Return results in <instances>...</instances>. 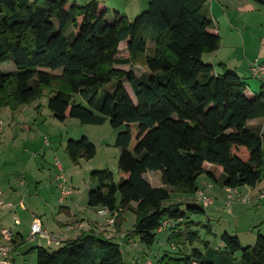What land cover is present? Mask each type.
Here are the masks:
<instances>
[{"label":"trees","instance_id":"trees-1","mask_svg":"<svg viewBox=\"0 0 264 264\" xmlns=\"http://www.w3.org/2000/svg\"><path fill=\"white\" fill-rule=\"evenodd\" d=\"M207 2L150 0L133 20L116 11L108 22L109 9L100 0H0V110L15 111L48 91V108L59 121L71 116L102 125L109 119L114 129L124 127L116 137L121 180L115 183L110 170L94 171L91 179L98 187L89 191L88 204L120 209L117 227L136 204L126 240L138 239L147 248L164 220L181 219L168 238L177 252L164 253L159 264H264L261 233L252 246L223 233L224 250L217 249L202 241L188 216L204 213V207L166 204L173 193L194 195L203 174L231 189L256 187L264 179V133L248 126L264 117V91L248 94L240 76L217 74L203 61L222 41ZM149 40L154 55L147 54ZM11 62L15 70L3 71L1 65ZM135 64L148 72L137 77ZM127 65L129 70L119 67ZM114 80L115 91L101 99V87ZM76 95L89 108L78 104ZM66 151L78 165L93 159L97 147L82 137L69 140ZM207 165L223 171L220 180ZM148 171L161 172L163 187L147 181ZM30 252L37 254V264H124L121 245L96 234L84 233L52 252L39 246Z\"/></svg>","mask_w":264,"mask_h":264},{"label":"crops","instance_id":"crops-1","mask_svg":"<svg viewBox=\"0 0 264 264\" xmlns=\"http://www.w3.org/2000/svg\"><path fill=\"white\" fill-rule=\"evenodd\" d=\"M77 3L81 4L80 1L75 0ZM92 1V0H85ZM150 0H109L106 2L108 9L111 7L114 8V11L121 12L127 15L131 20L134 19L137 15H139L142 10L148 7ZM208 5V16L212 19L218 26L219 33L221 36V46L220 48L213 53H207L203 55V61L205 63H209L214 66L217 74H223L226 71H231L240 76L247 84V93H260L264 91V78L259 79V81L253 78L251 73L252 61L255 59H259L260 61H264V3L258 0H211L207 2ZM132 14V15H131ZM125 45L124 43H122ZM148 49L150 42L148 41ZM125 47V46H124ZM3 65H1L2 68ZM121 69L129 70L131 66H119ZM15 70L14 68L11 70ZM134 73L136 72L134 68H132ZM136 74V73H135ZM137 76V75H136ZM139 77V76H137ZM127 91L126 82L123 81ZM129 93V92H128ZM130 94V93H129ZM131 95V94H130ZM33 107H30V104L21 105L17 108L16 111H11L10 115H4L1 110L0 112V148L3 147L4 139L9 138V140L14 144L15 147L19 149V134L20 130L23 131L22 136L26 135V137L33 139V143L36 142V137L30 135L32 129L28 125L27 119L34 116L37 117V113H39V109L33 103ZM8 109V108H6ZM43 116V115H42ZM89 131H92L93 134L97 133L98 128H90L91 126L96 125H87ZM248 126L255 131H260L262 134L264 133V117L259 119H254L248 122ZM90 140L92 138L88 136ZM100 138H105V136H101ZM47 141V142H46ZM93 141V140H92ZM24 142H28L25 138ZM94 142V141H93ZM32 143V144H33ZM48 144L49 141L46 138L44 144ZM264 144V140H263ZM20 159H16L18 162ZM59 161V160H58ZM82 161V160H81ZM61 164V163H60ZM28 166V165H27ZM27 166L24 169L28 168ZM62 166V164H61ZM63 168V166H62ZM58 169V168H57ZM59 172V169L57 170ZM64 171V168H63ZM206 171H211L217 180H220L222 177L223 171L217 167L212 165L206 166ZM13 178V176H10ZM205 178L202 185H199V189L205 188L208 185L212 186V191H208L212 196H218L220 191L227 192V196L229 195V189L227 187L219 186L213 179H210L207 174L201 175L199 178ZM126 178V176H125ZM145 178L147 181L154 187L159 188L163 187L161 180V172H152L148 171L145 174ZM199 181V179H198ZM20 183V184H19ZM18 184L10 183L7 187L3 188L0 186L2 191L3 199L6 203H10L13 205L12 208H4L0 210V233L1 230L5 227H14L15 232L19 236V243L15 245L14 250V264H27L28 260H31L32 264H37V254L30 252L32 249L36 247H44L49 251L56 250V247H62L64 242L68 240H74L80 237L82 234H96L98 236H102L105 232L109 233L112 239L120 245L129 244L130 241L126 240V235L130 232L133 227L127 228V222L129 220V213L125 214L122 218V222L120 223V227H117L116 224L112 226L106 225V219L108 216L98 214V209L100 207H91L88 204V195L82 196L79 194L75 188L69 184L70 187L73 188V194L71 197L62 199L61 194L59 198L55 196L46 197L43 192H45L46 186L41 183V185L37 186L36 191L40 190L39 198L43 197L44 200L41 202H37L34 200L32 208L34 212L31 213L30 216V224L28 225V239L30 233V227L32 224V214H39V219L42 222L43 228L50 233L55 239L60 241V245L48 244L45 240H30L33 242V245L25 248V250L21 251L25 246H22L26 242V238L19 227L23 226V221L18 217L17 211H27L26 206L22 200V197L19 196L18 187H24L25 183L20 181ZM261 182L257 184L256 187L243 186L236 189H231V191L236 192L239 196H250L254 198L258 195L259 192L264 190V186H260ZM40 184V183H39ZM216 185L219 187V190L216 188ZM3 189V190H2ZM193 195H180L173 193L171 196L170 204L175 203H183V209L187 207L188 203H191ZM120 199V198H119ZM227 199V197H226ZM178 200V201H176ZM226 202V200H225ZM38 203V204H37ZM253 203V202H252ZM239 205H247L251 203H237ZM197 205V204H195ZM255 205V204H254ZM199 206V205H198ZM256 206V205H255ZM136 204L132 205L134 209ZM210 207V206H209ZM246 206H239L233 210L232 214L234 217V222H238L244 214H249V211L246 210ZM132 209V211H133ZM205 209V208H204ZM257 209H259L257 207ZM36 210V211H35ZM121 211V210H120ZM134 212V211H133ZM17 217L20 220V225H13V218ZM211 220V219H209ZM119 221V220H118ZM136 222V215H133L132 225L134 226ZM81 223L82 226H75L72 230H67L66 227L68 224ZM209 228H211V224H207ZM224 228V227H221ZM213 230V229H212ZM211 230V231H212ZM239 230V229H238ZM237 229L234 230V235L237 236L242 243L241 234L250 233L251 242L249 245L243 246H252L255 244L258 233L243 231ZM230 234L229 232H226ZM158 234L162 235V244L168 245V238L171 234V230L167 232H160ZM231 235V234H230ZM221 236V235H220ZM135 240V239H134ZM132 240V241H134ZM2 242L0 235V243ZM34 242L37 244L34 245ZM222 249L224 250V244L221 241ZM145 247V246H144ZM143 247V248H144ZM172 251L177 252V249L171 247ZM52 249V250H51ZM146 249V252L143 254L151 253L149 248ZM167 253V252H164ZM163 252L155 254L158 261L162 258ZM139 254V252L137 253ZM151 257V256H150ZM147 257V258H150ZM140 258V257H139ZM241 258V257H240ZM239 258V259H240ZM151 259V258H150Z\"/></svg>","mask_w":264,"mask_h":264},{"label":"rangeland","instance_id":"rangeland-1","mask_svg":"<svg viewBox=\"0 0 264 264\" xmlns=\"http://www.w3.org/2000/svg\"><path fill=\"white\" fill-rule=\"evenodd\" d=\"M100 1L101 3L105 4L109 0ZM80 2L81 4H86L89 1L82 0ZM146 9L147 8H145V10ZM114 12V8L111 7L106 16V20L108 22H113ZM149 42L150 47L147 51V54L154 55L155 43L152 40H149ZM121 51H124L123 44L121 45ZM254 61L255 60H253L252 63ZM13 68L15 69V66L12 62L3 64L2 66V70L5 72H10ZM132 68L135 69V73L139 77L148 72L146 67L138 64L133 65ZM55 74H60V71H56ZM255 80L259 81L258 78H255ZM117 85L118 81L114 80L111 83L102 86L99 94L100 98L103 99L105 96L112 94L117 88ZM126 85L128 92L131 94L133 100H135L129 83L126 82ZM49 96L50 93L45 91L43 96L37 98L35 102L30 103V107H33L34 103L38 109L40 108V112L37 113L36 118H33L34 116H32L27 119V123L32 129L30 135L32 134V136L36 137V142L33 143V139L29 137L27 138L26 135L22 136L23 131L20 130L19 134H21V136H19L18 139L20 144L19 149L14 146L9 138L4 139L3 147L0 148V186L5 189L8 188L7 186L10 183H12L13 187V183L17 182L18 184L20 181L25 183L24 187L17 188L19 191V196L20 198L22 197L27 210L17 211L18 217H20V219L23 221V226L19 227V230L23 232L26 238V242L22 246L27 244V246L21 249V251L33 245V242L28 239V225L30 224V216L31 213L34 212L32 205L34 200H36L35 198H37V202L44 200L43 197L39 198L40 190L36 191L37 186L41 185V183L46 186L45 192H43L46 197H60V182L57 180V176L60 173L57 171L58 169L56 167L57 160H59L64 168L62 174L66 176L68 183L71 184L75 190L84 197L88 195L90 190L96 189L98 187V183L91 179V174L94 171L107 169L113 173L115 183H119L121 180V177L118 174V160L121 154V149L116 146V137L119 132L124 130V127L114 129L110 125L109 119H107L102 125H89L91 126L90 128L99 129L94 135L92 131L88 130V124H82L77 118L68 116L65 121H59L53 117V114L48 108ZM74 100L78 104H82L83 106L89 108L86 101L80 95H76ZM1 110H3L1 115H10L12 111L10 108H2ZM93 112L97 114V111L93 110ZM103 135L105 136L104 140L103 138H100ZM88 136L92 138L94 142L92 140L91 141L97 147L96 156L93 159L88 160L80 159L79 164L75 165L67 154V142L69 140H80L82 137L88 138ZM25 138L28 140V142H24ZM46 138L49 141L48 144H44ZM18 158L20 160L16 162L15 160ZM25 166L28 168L24 169ZM10 176H13L15 181ZM203 181H205V178H199V185H202ZM260 184V186H264V179ZM216 188L219 190L217 185ZM226 197L227 192L220 191V194L214 197V204L203 209L204 213L188 214L191 221L196 222L197 224H202V226L196 224L193 228L199 232V236L201 237L202 241H208L213 247L222 249L220 235L223 233L229 232L231 235H234V230L239 229L240 231L243 230L254 233L259 232L264 235V203L259 209H257L253 203L247 205L237 204L243 203L240 201L233 203L232 206H228L225 202ZM171 201L172 200L167 201L166 204L173 203ZM239 206H246L243 208H245V211L248 210L249 214H244L235 225L232 212ZM126 213H129L130 215L126 227H133L132 218L135 213L132 210H129ZM36 215L39 217L38 213ZM208 223L211 224V228L209 229L204 227V225H207ZM208 230H212L211 233H208ZM241 237L243 245H249L252 243L250 233H243L241 234ZM161 239L162 235L158 234L155 244L149 248L151 253L148 254H143L146 252V249L144 248L147 247H144L138 239L134 240L135 242H138L137 248H132L128 244L121 245L124 264H134V261H136L138 257H140V261L143 262L147 259V257L150 256L153 264H159L155 254L161 252L174 253L170 246L167 244H162L163 240L161 241ZM36 244L37 243L34 242V245ZM196 247L200 248L201 245L196 244ZM55 249L57 250L59 247H56ZM138 252L139 254H137ZM234 257L239 259L241 257V253L237 252ZM27 264H32L31 260H28Z\"/></svg>","mask_w":264,"mask_h":264},{"label":"built area","instance_id":"built-area-1","mask_svg":"<svg viewBox=\"0 0 264 264\" xmlns=\"http://www.w3.org/2000/svg\"><path fill=\"white\" fill-rule=\"evenodd\" d=\"M211 1V0H207ZM251 72L253 77L258 79L264 78V61H260L259 59H255L251 66ZM47 142V141H46ZM56 167L59 169V175L57 176V180L60 182V194L62 199H66L72 196L73 188L69 186L68 179L63 172V168L60 162L56 161ZM208 191H212V186L208 185L205 188L199 189L191 199V203L197 204L204 208H207L214 204L215 198L214 196L210 195ZM243 202V203H252L256 205V207L260 208L264 203V190L258 193L257 196L251 198L250 196H239L236 192L231 191L229 189V195L226 199V204L228 206H232L235 202ZM13 205L10 203H6L2 196V191L0 188V210L4 208H12ZM98 214L108 216L106 219V225L112 226L116 224L117 217L119 216L120 209L115 211H109L107 207H100L98 209ZM32 224L30 227L29 239L30 240H45L48 244H56L60 245V241L55 239L50 233H48L42 225L41 220L35 215L32 214ZM181 219H166L162 222L161 226L159 227L158 231L160 232H167L168 230L173 229ZM13 225L18 226L20 225V220L17 217L13 218ZM82 226L81 223H74L68 224L66 229L72 230L75 226ZM1 239L2 242L0 243V264H14V250L15 245L19 243V236L15 232L14 227H5L1 230ZM105 239H112L111 235L107 232L103 234ZM130 246L132 248L138 247V242L130 241ZM134 264H153L152 259L147 258L145 261H140L139 257L134 261ZM198 264V263H194Z\"/></svg>","mask_w":264,"mask_h":264}]
</instances>
